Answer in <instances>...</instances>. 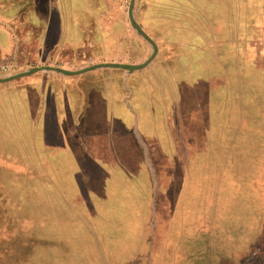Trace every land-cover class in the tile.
Listing matches in <instances>:
<instances>
[{"label":"rangeland","instance_id":"rangeland-1","mask_svg":"<svg viewBox=\"0 0 264 264\" xmlns=\"http://www.w3.org/2000/svg\"><path fill=\"white\" fill-rule=\"evenodd\" d=\"M178 1L189 5L194 2L211 20L215 18V26L226 25L214 0ZM226 1L243 3V0ZM26 4H30V0H26ZM19 11L16 6L9 13ZM196 19L201 25L194 31L193 28L181 30L174 22L166 33L183 44L179 51L181 62H186V69L197 76L196 84L185 82L180 93L197 92L203 99L199 107L210 116L204 123L194 117L196 106L187 107L192 116L190 121L186 119L190 125L185 137L190 149L188 169L184 170L187 177L183 174L180 177L179 171L177 174L178 181L186 184V192L175 200L177 206L172 214L171 179L166 167L169 159L164 158L165 153L160 150L164 131L159 120L150 124V115H146L148 122L144 126L139 124L135 110L127 108L131 115L126 116L124 122L116 112L118 106L115 107L114 128L105 119L104 130L98 133L105 145L114 142L120 161L117 164L116 157L106 146H97L98 151L93 148V158L85 154V137L78 135L83 144L78 137V143L72 140L68 130L70 119L64 114L58 126L66 130L60 128L62 132L58 136L49 133L54 131L55 125L54 119L47 115L44 130L43 121L40 127L35 125L38 131H48L47 136L43 138L33 133L30 137L27 131L20 129L19 119L24 116L25 105L17 103L15 108V99L41 97L39 83L30 82L32 86L22 90L16 83L9 87L6 83L0 84V264H103L100 245H110L112 248L104 246L103 251L111 252L108 260L119 256V264L137 261L138 253L144 256L140 264H153L157 254L156 259L162 257L159 264H264V156L258 159L262 163L252 165L249 157L242 156L236 161L235 156L227 152L232 143L248 155L257 148V140L264 143V137L260 138L258 131H220L227 77L212 55V47L199 35L204 19ZM32 20L30 16L29 21ZM26 26L21 34L24 37L27 31H37L34 25ZM220 33L218 40L224 42L229 33L226 29L224 35ZM7 37V32L0 31L4 52ZM20 46L26 47L23 39ZM229 50L230 45L226 46L225 53ZM22 57L24 55H20ZM1 58L2 62H12L1 56L0 62ZM13 62L16 63V59ZM35 75L28 77L32 81ZM235 76L237 72L232 77L233 91L238 81ZM124 89L126 99L129 94L133 95L128 88ZM140 91L144 95L151 93L144 86ZM258 96L262 101L263 87L258 89ZM259 101L256 109H264V103ZM95 113L97 117L104 114ZM94 120L89 114L90 128ZM26 123L29 127V120ZM123 123L125 131L119 128ZM133 128L139 129L143 142L151 145L152 159L161 181L154 237L157 245L148 242L137 247L135 235L140 233L142 238L146 233L149 237L151 230L147 223L150 200L142 208L144 195H150L151 190L141 158L129 140ZM92 129L89 134L93 136L97 131ZM79 130L86 131L83 127ZM174 133L177 135L176 131Z\"/></svg>","mask_w":264,"mask_h":264},{"label":"crops","instance_id":"crops-1","mask_svg":"<svg viewBox=\"0 0 264 264\" xmlns=\"http://www.w3.org/2000/svg\"><path fill=\"white\" fill-rule=\"evenodd\" d=\"M17 2L18 0H0V31L8 33L7 51L4 52L0 45V56L5 59L8 57V60L12 61L5 63L1 58L0 81L9 80L0 84L6 83L9 87L16 83L18 89L22 90L30 88L32 86L30 82L39 83L41 97L36 95L34 99L28 96L16 98L21 99L20 102H16L15 99V108L17 103L25 105L24 116L19 119L20 129L27 131L30 137L34 136L33 133L42 135L43 138L47 136L48 131H38L35 127L36 124L40 127L43 121L44 130L47 115L54 119L55 125L54 131L49 133L58 136L62 132L58 125L64 114L70 119L68 130L72 140L78 143V137L83 144L81 137H85V154L93 158V148L106 146L107 151L116 157L117 164H120L114 142L105 145L101 133H98L104 130L102 125L105 119L107 124L114 125L115 107L118 106L116 112H119L118 117L124 122L133 109L138 115L139 124L145 126L148 120L150 124L159 120L164 131L163 144L159 141L162 146L160 150L165 153L164 158L169 159L166 167L171 179L173 202L171 211L176 210L175 200L186 192V184L182 185L178 181L177 174L179 171L180 177L182 174L187 177L184 170L188 169L190 149L185 143V137L186 131H190V125L186 119L190 121L192 118L187 107L196 106L194 117L204 123L210 116L204 114L203 107H199L203 99L197 92L188 90L186 94L180 93V87L185 82L195 85L197 76L186 69V62H181L179 51L183 44L178 38H170L166 33H169L171 23L174 22L181 30L193 28L194 31L195 27L201 25L196 19L200 17L204 19L205 25L203 24L199 35L206 45L212 47V55L227 77H224L226 78L225 95L222 98L224 120L220 131H258V136L264 137L262 132L264 109H256V105H259L258 89L264 88V0H243L242 4L214 0V5L221 9L226 21V25L224 23L222 26H215L213 24L215 18L211 20L209 14L202 11L194 2L189 5L178 0H44L39 6L42 10L35 12L36 15L34 13L32 16L34 20L30 21L38 32L27 31L25 37L21 35L25 29L24 22L19 20L18 13H9L11 8L16 7ZM225 29L229 33L228 37L224 42H220L218 40L220 32L224 35ZM22 39L26 47L20 46ZM229 45L231 50L225 53L226 46ZM20 55L24 57L20 58ZM228 55L233 58L229 59ZM15 59L16 63L13 62ZM105 64L139 68L129 71L119 67L101 66ZM45 66L73 74L66 75L47 70L28 72ZM235 72L238 81L233 91L232 77ZM33 73L36 75L31 81L28 75ZM142 86L151 90V93L142 94L140 91ZM227 87L229 89H226ZM124 88H128L133 95L129 94L126 99ZM261 98L262 101L259 102L263 104L264 96ZM97 111L104 114L100 113L101 116L97 117L95 113ZM89 114L95 119L93 129L88 126ZM146 115H150L147 116L148 120ZM25 119L29 120V127L27 123L25 124ZM122 126L119 127L120 130L125 131V124ZM62 127L61 129H65ZM80 127L86 131H80ZM192 127L194 129V124ZM136 128H133L134 132H131L129 140L141 158L151 190V194L145 193L142 200L144 201L142 208L146 201L150 200V218L147 223L151 225V230L149 237L146 233H143L142 238L140 233L135 235L137 247H140L141 244L148 242L157 245L154 237L161 181L152 159L151 145L143 142L142 135ZM91 129L97 131L93 136L89 134ZM257 142V148L248 155L240 150L241 147H236L232 143L229 144L227 152L233 154L236 161L245 156L250 158L248 160L252 165H258L262 163L261 160L258 161L259 157L264 156V143L260 140ZM96 150L98 151V148ZM99 163L102 166L103 163ZM106 166L111 165L106 163ZM121 166L124 169V166ZM172 213L174 211L170 214ZM100 246L103 264H119V256L108 260L107 256L111 252L105 254L103 251L104 246L109 248L110 245ZM135 257L138 260L130 264L137 262L140 264V259L144 256L138 253ZM156 257L153 264H159L162 260V257L158 259Z\"/></svg>","mask_w":264,"mask_h":264},{"label":"trees","instance_id":"trees-1","mask_svg":"<svg viewBox=\"0 0 264 264\" xmlns=\"http://www.w3.org/2000/svg\"><path fill=\"white\" fill-rule=\"evenodd\" d=\"M43 2H44V0H30V4L27 5L26 0H18V2L16 3V6H18L20 8V11L18 13L19 20L21 22H24L23 25L25 26V28L27 27L26 24H28V25L31 24V23H29L30 22L29 17L30 16L32 17L35 12H39L42 10V9H40L39 6H41V4ZM30 13H32V14H30ZM35 28H36V26H35Z\"/></svg>","mask_w":264,"mask_h":264},{"label":"water","instance_id":"water-1","mask_svg":"<svg viewBox=\"0 0 264 264\" xmlns=\"http://www.w3.org/2000/svg\"><path fill=\"white\" fill-rule=\"evenodd\" d=\"M135 28L139 31V28L134 25ZM101 66H104V67H119L121 69H126V70H129V71H133L135 69H138L139 67H136V66H124V65H108V64H105V65H101ZM40 70H47V71H56V72H60L62 74H66V75H72L73 73L72 72H66V71H62V70H59V69H56V68H51V67H39V68H35V69H32V70H29L28 72L32 73V72H38ZM9 79H4V80H1L0 82H5V81H8Z\"/></svg>","mask_w":264,"mask_h":264}]
</instances>
